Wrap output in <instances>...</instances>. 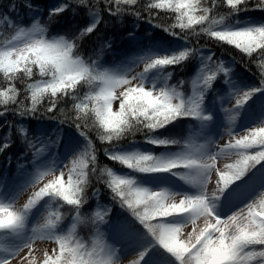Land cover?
Masks as SVG:
<instances>
[{"label":"snow or ice","instance_id":"snow-or-ice-1","mask_svg":"<svg viewBox=\"0 0 264 264\" xmlns=\"http://www.w3.org/2000/svg\"><path fill=\"white\" fill-rule=\"evenodd\" d=\"M103 2L104 0H97L98 4ZM223 2L233 11L244 10L245 8L264 9V0H223ZM121 4L136 5L137 0H107L105 7L109 14L115 16L127 11V9L120 7ZM211 4V7H204L201 0H156L155 3L149 4L145 10L149 12L150 17L152 9L172 10L176 14L177 23L168 26L157 24V26L173 35L181 34L173 30L177 26L182 30L191 29L195 32V26L200 25V31L206 33L210 39H214L218 43L234 45L250 59L256 54L261 58L259 68L261 70V84L264 85V25L240 30H213L212 26L220 23L222 17L220 21H217L209 13L221 4V0H211ZM24 5L28 8L33 7L30 2ZM77 6L88 9L93 7L89 0H63L58 7L49 10V21L56 20L61 13L69 8L72 12H76ZM114 6L115 11H113ZM16 7L17 5L13 3L10 5V10ZM91 14H96L95 22L81 28L78 36L76 34L59 36L50 40L46 39L44 35L47 32V27L41 24L39 20H36L31 28L18 27L10 21V26L17 30L10 40L4 41V47H0V72H3L4 77L9 82L6 89L0 90V98H3L0 99V104L7 106L9 101L13 103L17 101L18 89L14 81L20 74L28 78L37 75L40 77L34 83L27 85L26 91L30 92L31 107L22 108L18 112V115L21 116L37 114L39 111L37 105H40L45 97L49 101L45 112L54 113L62 97L77 99L76 93L81 83L98 82L99 91H94L84 100L74 104L76 116L73 123L81 131V134L87 137V132L84 130L87 125H82L76 121L83 120L87 113L82 115L81 110L88 109L89 104L95 102L91 111L94 112L96 120L104 130L100 139L108 142L115 141L129 129L136 131V126L151 132L162 128L177 117L200 115L199 93L194 98L184 101L179 99L180 93L175 88L157 90L145 87L139 78V74L118 76L106 70L100 71L96 66L97 60H91L89 63L77 55L78 41L95 33L97 25L100 23V13L91 12ZM132 14L137 17L141 15L138 11ZM5 18L7 19V17ZM205 22H209L208 28L202 27ZM184 38L186 39V37ZM108 46V44L102 45L100 52H103L104 48ZM193 51H198V49L190 47L172 56L141 57V61L144 64V71H147L157 65L179 64ZM99 54L96 53L97 56ZM219 71L225 73L228 71L222 62L219 65ZM216 74V71H212L210 74L204 75L203 84L210 87ZM134 81H138V83L134 84ZM120 86H123L124 90L119 92V95H115L116 89ZM252 91H245L237 96L235 105H242L252 95ZM114 99L119 100V110L116 112L112 110ZM7 110L5 107V111L0 112V115H3ZM51 118L56 119L54 115ZM60 122L66 123L64 120H60ZM9 126L11 129V125ZM18 130L22 134L26 133V129L22 126H19ZM24 138L28 141L29 147H33L32 139L25 135ZM56 139L58 140L59 137L57 136ZM10 142V139L6 140L0 145V150L7 148ZM151 142L159 145L176 143L174 140L167 139H155ZM252 149H255L254 154H252ZM95 151L92 141L89 140L87 147L73 159L72 167L67 173V180L64 179L65 173L60 171L54 179L39 187L38 191L33 193L21 210L10 211L12 206L0 204V229L22 226L24 211L31 209L39 200L49 194L62 198L68 205L73 206V210L79 215L80 206L87 200L84 189L88 183L90 164L92 165L90 171L96 172ZM105 152L108 153L107 148ZM227 153H235L239 159L234 165H226L229 171L217 169L215 161L219 156ZM110 158L141 172L168 171L178 167L194 169L196 175L187 177L192 182L201 180L203 176L201 182L209 183L212 173L214 171L217 173L215 191L209 192L207 190L204 194L197 196L185 195L178 202H175L178 195L170 194L165 190L151 191L147 188L138 187L132 179L114 175L111 169H106L107 176L111 178L110 181L106 182L114 193V197L132 211L133 215L145 225L158 243L172 253L180 261V264H240L242 259L239 255L240 247H243L246 255L244 264H250L256 257L264 258V247L259 250H246L248 245L264 246V241H261L258 235L253 237L256 241L254 243L244 245L233 243L234 237L240 235L241 229L258 234L261 227L264 226V215H260L264 213V193L261 194L258 204L253 201L244 208H240L238 212L227 216L226 219L214 214L218 219L209 218L203 227L199 224L202 217L208 215L206 211L210 207L208 197H218L223 189L243 176L253 164L264 160V126L250 128L242 135H233V139L228 144L221 146L216 154L207 158H198L188 154L163 161L154 159L149 154L139 153H112ZM142 161H153V163H141ZM50 173L54 174L55 171L41 173L34 184L42 181ZM99 178L103 179V176ZM162 204H175L176 208L168 214L159 210ZM186 212L191 214V219L185 224L177 225L163 222L153 225L151 223L153 217L167 218L174 214ZM97 216L103 220L99 214ZM56 219L59 217L57 216ZM242 220L243 223H241ZM54 222V220H49L47 224L52 225ZM189 225L192 230L187 233L186 238H181L183 229ZM37 238L51 239L58 245V248H53L50 252L44 253L41 264H113L111 256L105 254L102 248L99 251L96 249L88 250L83 244L77 242L72 245L64 236L53 237L43 231H40L33 240L5 260L3 264H12V260L24 249H28V256L23 257V259L28 260V257L32 255L33 243ZM144 255V252H140L138 259L134 260L132 264H140ZM29 264L32 262L29 261Z\"/></svg>","mask_w":264,"mask_h":264},{"label":"trees","instance_id":"trees-1","mask_svg":"<svg viewBox=\"0 0 264 264\" xmlns=\"http://www.w3.org/2000/svg\"><path fill=\"white\" fill-rule=\"evenodd\" d=\"M28 2L33 7L28 8L24 5ZM155 2L156 0H137L136 5L121 4L120 7L127 9V11L114 16L109 14L105 7L107 0L100 4L97 3V0H89V3L93 5L91 9L77 6L76 12H72L71 8H69L64 13H61L56 20L50 22L48 17L49 10L58 7L60 5L59 0H0V47L4 46V41L10 40L16 34L17 29L10 26V21L18 27H31L36 20H39L41 24L47 27L46 33L49 36H72L75 34L78 36L81 28L95 22L96 14H91V12H99L101 20L97 25V31L81 38L78 41L79 47L76 50V54L86 62L90 63L91 60H97L96 66L98 70L102 71L105 63H113L116 60L134 55L140 50L149 48L159 50L160 56H172L190 47L198 49V51H193L179 64L157 65L154 67H158L163 71L162 76L169 75L168 79H171L168 84L170 86L178 84L184 88L187 93L183 99L184 101L189 100L192 96L191 82L193 80L191 78L194 77L195 69L201 63V53L204 52L202 49L209 48L211 51L210 71L208 74L212 71L217 72L211 86L207 87V90L202 94L199 116H180L162 128L151 132L136 126V131L129 129L112 142L100 139L104 130L96 120L94 112L91 111L95 106V102L89 104L88 109H82L81 114L87 113V115L83 120L76 121L82 125H87V128L84 129L87 132V137L82 135L81 131L73 123L76 116L74 104L84 100L86 96L94 91H99L98 82H93L92 84L81 83L76 93L77 99L62 97L54 113L45 112V108L49 104L48 98L45 97L41 104L37 105L39 109L37 114L21 116L18 115V112L22 108L31 107L30 92L26 91L27 85L34 83L40 77L37 75L28 78L20 74L14 81L18 89L17 101L15 103L9 101L7 106L0 104V112L5 111V107L8 109L3 115H0V145L8 139L11 141L7 148L0 150V180L4 187H8L21 172L22 169L20 170V168H22V165H25L28 169H33L34 160L37 158L38 150L42 148V145L59 143L58 148L59 153H61L64 145L69 143L76 147L74 154L77 156L79 152L87 147L89 140H91L92 146L96 150V172L90 171L92 167L90 164L88 183L84 189L87 200L80 206L79 215L73 210V206L68 205L62 198L54 194L46 195L35 205L44 202L50 204L53 214L51 220L55 221L54 224H57L56 229L60 233L72 221V216L77 215L79 221L76 231L67 234L64 231L65 234L63 236L67 238L69 244L75 245L78 242L85 245L88 250H99V241L109 236V229L115 223L114 226L120 230L121 234H127L129 239L136 241L138 245H142V248L144 246H154L151 254L153 264H180V261L172 253L158 243L145 225L133 215L132 211L126 205H122L118 198L114 197V193L106 182L111 179L107 176L106 169H111L112 166L124 167L126 170H131V168L119 161L112 160L110 154L114 153L113 150L120 149L136 141L140 144L150 145L153 148L152 156L154 159L159 153L168 151V149L186 148L194 140L192 136L196 135L200 129V123L206 117L205 109H211L214 116L219 114L221 108L217 105L218 97H221L222 94L220 93L226 91L227 81L229 80H232L233 84L240 85L243 92L255 90L252 91V95L242 105L234 104V111L230 113L229 126L242 129L244 132L238 134L242 135L248 129L253 128L252 125L250 126L246 122L249 115H253L256 121L264 120V104L261 105V99H264V92H262L264 91V85L261 84V70L259 68L261 58L259 56L254 54L250 59L246 54L235 48L234 45L218 43L214 39H210L206 33L200 31V25L195 26V32L191 29L182 30L177 26L173 30L181 33L180 35H173L171 32L165 31L162 27H158L157 24L164 26L176 24V14L170 9H152L150 17L149 12L145 9L149 4ZM13 3L17 7L10 10V5ZM201 3L204 7L212 6L211 0H201ZM113 11H115V6ZM136 11L140 12V17L132 14ZM209 15L214 16L217 21H220L222 17L220 23L212 26L213 30H240L244 28L242 27L243 23H252L254 26L264 25V9L245 8L244 10L233 11L223 0ZM202 27L208 28L209 22H205ZM178 39L182 40L181 46L176 53H173L171 48ZM107 44L109 46L105 47L103 52H100L101 46ZM96 53H100L99 56ZM221 62L224 68L228 70L226 73L219 71ZM8 83L3 72H0V90L6 89ZM26 96L28 97L27 99L25 98ZM214 99H216V102ZM53 115L56 119L51 118ZM60 120H64L66 123H61ZM9 125H11V129ZM19 126L26 129L25 134L19 132ZM259 126H264V124L260 123L254 127ZM24 135L32 139L33 147H29ZM57 136L59 137L58 140L56 139ZM155 139L174 140L176 143L159 145L151 142V140ZM106 148L108 153L105 152ZM235 162L233 163L235 164ZM260 162L264 163V160ZM263 168L264 166L260 167V169ZM185 170L186 168L184 167H178L168 170V173L178 179L181 178ZM131 171L138 178L154 175L152 172H141L134 168ZM113 174L117 175L114 172ZM101 176H103V179L99 178ZM44 183L39 187H42ZM232 184L231 187L233 188ZM260 198L261 196L253 201L258 204ZM99 204L103 205L105 209L103 220L96 217V208ZM34 206L32 209H34ZM57 216L59 219H56ZM176 217V214L167 218L153 217L151 223L153 225L163 222L169 223L173 222ZM6 231L7 228L0 229V234ZM107 232L108 234H106ZM248 246L252 250H259L264 247L261 245ZM254 260L258 261L256 264H264V258L262 257H256Z\"/></svg>","mask_w":264,"mask_h":264},{"label":"rangeland","instance_id":"rangeland-1","mask_svg":"<svg viewBox=\"0 0 264 264\" xmlns=\"http://www.w3.org/2000/svg\"><path fill=\"white\" fill-rule=\"evenodd\" d=\"M62 0H59V3ZM254 26L252 23H243L242 27ZM255 27V26H254ZM31 28V27H28ZM39 35V34H36ZM46 39H52L59 36H48L47 33H44ZM181 39H178L176 44L171 48V52L176 53L181 46ZM186 42V41H184ZM186 44V43H184ZM204 52L201 53V65L200 70L196 71L194 78L191 82L192 85V96L194 98L197 93L200 94L199 107L201 105L202 94L207 90V87L203 84V76L207 75L210 71V60L211 51L209 48L202 49ZM141 57H163L160 56V52L157 49L149 48L147 50H140L136 55H131L130 58L127 57V60L121 65L114 67L111 63H105L103 65L102 71H108L118 76H130L139 74V78L143 81L144 86L154 89H172L180 93L179 99H184L186 97V92L183 87L180 85L170 86L168 83L171 78L168 79L169 75L162 76L161 69L158 67L144 71V64L141 61ZM131 78V77H129ZM134 84L138 81H134ZM226 92L222 98L223 102H226L225 109L226 113L230 116L229 113L234 111V104L237 96L243 93V89L240 85L234 83V88ZM123 86H120L116 89L115 95H119V92L123 91ZM226 90V89H225ZM178 102V101H176ZM112 110L116 112L119 110V100L114 99L112 102ZM212 116L211 113H208L207 117ZM206 119L202 123V128L192 136L194 140L192 143L183 149H168V151H163L156 156L158 160H172L176 159L182 155L191 154L198 158H207L210 155L216 154L219 151V148L223 145L228 144L232 139L233 135L238 136L239 133L244 132L239 128H231L229 123L224 124L225 129L222 132L217 131L218 119L209 120ZM250 123H256V120L249 117ZM224 119L221 120V122ZM248 123V124H250ZM259 124V123H258ZM264 124V122L262 123ZM253 127L257 124H250ZM245 134V133H243ZM59 143L54 144H45L42 145L41 149L38 150L37 158L34 160L35 167L33 169H28L25 165H22L20 168L21 172L17 175V182L15 185H11L7 190L0 189V204L12 206L9 210L16 211L21 210L23 205L27 203L28 198H30L38 187L48 181L53 179L56 175H59L60 171L65 173L64 179L67 180V173L72 167V161L76 157L74 152L76 147L72 144H65L61 153H59L58 148ZM153 148L148 144H140L138 141L132 142L127 146H124L120 149L113 150L114 153L120 154H149L153 155ZM254 152V149H252ZM58 153V155H56ZM239 157L235 153L222 154L215 161L216 168L223 171H229L226 168V165H234L233 162L238 160ZM111 170L118 176L130 178L134 181V184L138 187L147 188L151 191H161L165 190L170 194L178 195L175 202H178L182 196H197L204 194L207 190L209 192L215 191L217 188V173L214 171L209 183H203L201 180L192 182L187 177H192L196 175L194 169L186 168L182 173L180 178L172 177L169 174H163L161 176L154 175L150 177L138 178L134 175L131 170H126L124 167H111ZM55 171L54 174L50 173L44 177V179L36 184H34L39 178L41 173ZM253 180L239 189H233L231 184L223 189L221 194L218 197H208V202L212 208L215 215L218 217L226 219L227 216L232 215L235 212H238L240 208H244L247 204L252 202L254 199L261 196L264 193V172L252 178ZM237 180V179H236ZM34 184V185H33ZM4 187L0 180V188ZM239 192V193H238ZM239 195V196H238ZM234 197H238L236 200ZM231 198V199H230ZM230 199V200H229ZM40 204L35 205L34 209L25 210L23 213L24 219L22 226L17 228H7V231L0 234V264H3L5 260L17 253L21 248L24 247L27 243L33 240L36 235L43 231L53 237L63 236L67 233H74L78 226V217L73 215L71 218L70 224L64 227L65 232L61 233L58 231L57 224L48 225V220L52 219V212L50 205L40 206ZM36 211L35 219L32 220L31 215ZM104 206L98 205L96 208V214L99 216H104ZM178 217L174 219L173 222L169 224H185L188 223L191 219L190 213L177 214ZM97 218H99L96 215ZM205 221L201 219L199 221L200 226H204ZM115 224V223H114ZM12 229V230H10ZM110 233L108 237H104L103 240L99 241L98 247L99 250L102 248V251L110 255L113 262L117 264H132V262L138 259V254L144 252L145 255L140 261V264H147L149 258L151 257L152 250L154 246H144L138 245L136 241L129 239V236L124 233H120L117 227H110ZM108 230V232H109ZM191 226H187L183 229V234L181 238H186L187 233L190 232ZM64 232V233H63ZM108 232L106 234H108ZM114 232V233H113ZM113 233L114 236L111 234ZM53 248H58V245L54 240L47 238H37L33 243V252L28 260H24L23 257L28 256V249H24L19 255H17L13 260L12 264H29V261L32 264H41V261L44 257L45 252H50ZM98 249V248H97ZM97 250V251H99ZM247 251H253L249 246L246 248ZM257 260H252L250 264H256Z\"/></svg>","mask_w":264,"mask_h":264},{"label":"clouds","instance_id":"clouds-1","mask_svg":"<svg viewBox=\"0 0 264 264\" xmlns=\"http://www.w3.org/2000/svg\"><path fill=\"white\" fill-rule=\"evenodd\" d=\"M141 163H153V161H142ZM129 166H134V165H129ZM176 208V205L175 204H171V205H161L160 206V211L161 212H165V213H168L170 214L171 211ZM186 211V210H185ZM206 211L208 212V215L207 216H203L202 219L204 221H207L209 220V218H215V219H218V217H215L214 216V212L212 210L211 207L207 208ZM260 215H264V213H261ZM241 223H243V220L241 221ZM259 236L260 240L261 241H264V226L261 227V230L260 232L257 234V233H252V232H249V231H245L244 229H241L240 230V235L239 236H235L234 239H233V243L234 244H240V245H244V244H247V243H254L256 242L253 237L254 236ZM239 255L241 256V260H240V264H244V259L246 258V255H245V251L243 249V247H240L239 249ZM113 264H117V262H113Z\"/></svg>","mask_w":264,"mask_h":264}]
</instances>
